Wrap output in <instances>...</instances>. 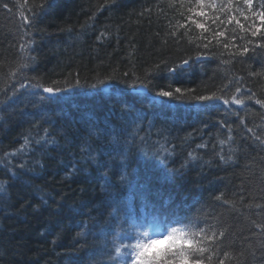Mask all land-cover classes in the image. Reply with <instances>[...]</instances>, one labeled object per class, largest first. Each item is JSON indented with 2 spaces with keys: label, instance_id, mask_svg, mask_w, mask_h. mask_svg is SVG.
I'll list each match as a JSON object with an SVG mask.
<instances>
[{
  "label": "trees",
  "instance_id": "1",
  "mask_svg": "<svg viewBox=\"0 0 264 264\" xmlns=\"http://www.w3.org/2000/svg\"><path fill=\"white\" fill-rule=\"evenodd\" d=\"M41 2L0 0V87L6 86L9 72L22 54L35 57L25 72L28 77L63 81L65 77L74 80L79 73L81 87L74 89L70 101L46 107L34 106L22 93L12 96L9 92L10 98L0 94L5 101L0 103V158L19 149L25 136L31 138L22 158H5L0 164V181L7 183L6 193L0 194V264H88L89 254L101 247L102 237L77 233L87 229L90 216L99 227L108 210L102 207L103 178L94 165L81 160V138L88 136L85 121L110 131L122 123L125 101L133 106V115L139 112L143 117L135 125L128 118L126 138L133 141L131 134L135 133V146L129 149L130 179L145 194L170 199L187 216H199L202 226L225 231L219 255L213 256L211 264H219L225 252L231 257L225 264H264V231L256 227L264 226V145L247 131L252 128L264 139V107L255 103V99L264 100V47H257L264 44V21L258 18L264 11L259 7L262 0H253L251 10L243 0H231L230 7L228 0H215L213 9L195 7V0H183V6L181 0H116L114 4L49 0L43 9ZM201 10L203 17L197 15ZM24 17L35 18V23L26 25ZM230 17L235 19L229 22ZM193 20L204 23L208 31L197 28ZM174 29L175 36L171 35ZM216 31L224 35L215 37ZM101 32L107 35L97 40ZM22 43L28 44L24 53ZM244 46L249 51L241 54ZM189 57L190 63L174 76L162 64L153 83L230 97L239 80L242 93L254 92L255 99H246L243 107L211 101L203 108L193 104L177 108L173 101L162 108L153 106L150 93L134 92L122 82L130 80L133 72L143 77L145 70L162 61L171 66ZM124 72L129 77H123ZM109 75L118 79L106 91L91 87L96 77ZM225 84L229 87L223 93L218 91ZM228 135L233 137L232 143L220 145ZM42 137L55 143L42 149L36 143ZM96 142L93 138L94 145ZM160 144L172 153L167 160L164 152L156 151ZM189 153L198 159L190 160ZM219 155L233 158L225 162ZM9 159L12 165L22 159L33 170L15 179ZM73 165L83 170L72 172ZM116 182L114 176L112 184ZM137 207L143 211L142 198ZM96 231L93 229L94 234Z\"/></svg>",
  "mask_w": 264,
  "mask_h": 264
},
{
  "label": "snow or ice",
  "instance_id": "2",
  "mask_svg": "<svg viewBox=\"0 0 264 264\" xmlns=\"http://www.w3.org/2000/svg\"><path fill=\"white\" fill-rule=\"evenodd\" d=\"M49 0H42L39 7L43 9L48 5ZM116 0H105V4H114ZM244 5L249 10L253 7V0H243ZM183 6V0H181ZM195 7L203 9L207 7L209 9L216 8L215 0H210L206 3V0H195ZM228 6H231V0H228ZM7 7V5H5ZM260 8H264V0L259 5ZM224 5H221L223 10ZM192 11V9H189ZM197 15L205 16L204 11H199ZM241 15L243 13L241 12ZM257 15V13H253ZM258 18L264 21V11L259 12ZM192 19L191 16L188 17ZM218 19V17H217ZM235 17H230L229 22ZM247 20L248 17H245ZM26 25L31 26L35 23V18L24 17ZM197 28L204 29V23L192 21ZM215 24L216 20H212ZM222 23V22H221ZM236 23L241 29L244 28L240 25L239 20ZM179 28L185 27L183 24H178ZM259 29L253 31L252 36H256ZM177 30H173L171 35L175 36ZM107 33L101 32L97 36V40H101ZM222 31H216L215 37L223 36ZM220 41L217 40V43ZM29 44L32 42L29 41ZM211 43V41H209ZM251 43V41H249ZM229 45L224 44L227 48ZM235 47V45H233ZM257 47H264V44H258ZM28 48V44H21L20 49L22 53ZM204 48H208V43L204 44ZM249 48L244 46L241 54L247 53ZM199 59V57H197ZM35 60V57H31L27 54H22L16 61L15 69L10 70L5 87H0V94L4 97H9V92L12 96L18 93H22L26 98H29V102L35 105H41L46 107L52 103L68 102L72 99L74 89L81 87V81L79 79V73H76V78L70 79L65 77L63 81L52 80L45 82L42 78L28 77L25 75L27 69L30 68L31 63ZM191 57L183 58L179 63L169 66L167 61H162L160 64H156L153 69L145 70L143 77L138 76L135 72L131 73L130 80H123L122 82L129 84L133 90H142L146 94H151V103L153 106L159 105L160 107H169L172 102L175 101L176 107L180 105H200L202 108L208 105L205 102L221 101L224 105H239L244 106L245 100L255 99L256 93L252 92L251 95L242 93V85L239 80L236 81L235 91L228 97V95H218L217 92H212L208 95L196 94L195 89L181 88L179 86L173 87L171 84L166 86H157L153 83V80L161 70V65L165 66L167 73L171 76L176 75L182 71L189 63ZM72 74H69V77ZM123 77H129L128 72L123 73ZM115 75H109L100 79L96 77V83L91 85L92 88H103L107 90V86L111 81L117 80ZM242 79V78H241ZM231 83V82H230ZM7 85H10L7 86ZM111 87L116 89L120 93H124V89L116 88L115 84H111ZM229 87L228 84L223 85L220 91L224 92V89ZM155 89V91H153ZM249 92L251 90H248ZM99 95V93H96ZM166 98V99H165ZM0 103H5L4 100H0ZM125 109L122 110V123L117 124L111 131L105 126L101 128V125L92 121H85L88 125V136L82 137L81 144V160L86 161L96 167L97 173L103 178L102 190L105 193V197L102 203L103 209L108 210L107 218L104 219L103 224L98 225V221L89 217V226L87 229H83L77 233L78 236L85 235H98L102 237L101 247L94 250L89 254L88 264H205V260L211 264L213 256L219 255V246L222 238L225 236L224 230H216L214 225H203L199 216L189 217L184 213V210L177 208L175 202L170 199H164L162 197H154L152 195L145 194L141 190L140 186L134 182V179H130L131 172V158L129 155V149L134 147L135 133L133 135V141H129L126 138L128 118H131V123L135 125L138 120L143 119L139 112L133 115L131 105H127L125 101ZM255 103L264 107V100L255 99ZM240 123L244 124V118L240 117ZM229 133H231V126H227ZM249 133H252L256 141L264 145V139L261 135L254 132L252 128H247ZM44 132L49 136L47 129ZM93 138H96L95 145L93 144ZM30 137L25 136L23 144L12 153H5L4 158H0V164L4 163L5 158H22L30 145ZM142 144H146L144 138H140ZM233 137L228 135L226 140L221 139L220 145L231 144ZM55 143L54 140L49 141L42 137L39 143L41 148L48 143ZM198 148L206 147V145H198ZM157 153L164 152V159L167 160L168 156L172 153L164 145L160 144L156 149ZM235 149L229 147V152L235 153ZM189 158L192 161H196L198 157L193 153H189ZM219 158L225 162L233 158L232 155L225 158L224 155H219ZM36 164H40L39 160L35 161ZM10 166L11 175L15 179H22V177L28 171L33 169L30 164L21 159V162L15 165L11 164V159L8 160ZM15 169V170H12ZM83 169L76 168L73 165L72 172L82 171ZM175 174H180L179 170H172ZM117 177L116 184H112V178ZM7 190L6 181H0V194H5ZM143 199V211L137 207V202ZM221 197H217L220 199ZM47 203V201H44ZM104 212L100 210V216L103 217ZM261 231H264V226L256 225ZM93 229H97L96 233H93ZM135 240L134 243H127L125 241ZM163 245V246H158ZM261 250L264 251V245L261 246ZM208 253L206 256L205 254ZM255 259V252L252 253ZM230 254L225 252L224 259H219V264H225L226 259H230ZM243 253L240 255V259L243 260ZM264 259V257H261Z\"/></svg>",
  "mask_w": 264,
  "mask_h": 264
},
{
  "label": "water",
  "instance_id": "3",
  "mask_svg": "<svg viewBox=\"0 0 264 264\" xmlns=\"http://www.w3.org/2000/svg\"><path fill=\"white\" fill-rule=\"evenodd\" d=\"M132 91H134V92H143L142 90H133V89H132Z\"/></svg>",
  "mask_w": 264,
  "mask_h": 264
},
{
  "label": "bare ground",
  "instance_id": "4",
  "mask_svg": "<svg viewBox=\"0 0 264 264\" xmlns=\"http://www.w3.org/2000/svg\"><path fill=\"white\" fill-rule=\"evenodd\" d=\"M151 155V154H150ZM138 182V181H137Z\"/></svg>",
  "mask_w": 264,
  "mask_h": 264
}]
</instances>
